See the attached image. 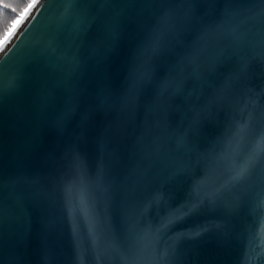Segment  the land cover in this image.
<instances>
[{
	"label": "water",
	"instance_id": "water-1",
	"mask_svg": "<svg viewBox=\"0 0 264 264\" xmlns=\"http://www.w3.org/2000/svg\"><path fill=\"white\" fill-rule=\"evenodd\" d=\"M262 12L261 0H51L48 10L38 0L0 49V264H153L157 255L168 264H264V193L254 180L221 205L166 221L206 173L226 182L264 153ZM121 16L133 27L101 62L99 25ZM157 26L164 48L153 79L129 98L142 31ZM233 34L255 44L243 65L219 55ZM77 157L92 180L83 192L75 186L83 203L70 221L54 181L76 172ZM255 179L264 188V166ZM143 198L144 236L129 250L115 237Z\"/></svg>",
	"mask_w": 264,
	"mask_h": 264
},
{
	"label": "snow or ice",
	"instance_id": "snow-or-ice-1",
	"mask_svg": "<svg viewBox=\"0 0 264 264\" xmlns=\"http://www.w3.org/2000/svg\"><path fill=\"white\" fill-rule=\"evenodd\" d=\"M51 4V0H45V10H48ZM264 4V0H261V5ZM8 0H0V15L3 14L4 9L9 8ZM15 11V9H13ZM261 18H264V12L261 13ZM125 27H133L132 24H129L128 20L121 16L110 26L99 25V31L97 33L98 46L96 49L97 59L103 62V56L107 53L109 49L115 48L121 39L122 29ZM214 26H210L211 28ZM143 39L140 42V46L137 49L138 61L134 62L132 70L130 72V85L128 88L127 96L131 98L138 89H143L147 86H150V82L153 79L151 66L156 58L163 51L164 44L162 36L159 34L158 26L147 28L145 27L142 31ZM260 36V34H259ZM260 55L264 58V42L259 41ZM17 50L12 52V57L14 58L19 54V45L16 46ZM255 44L251 41H246L241 37L233 34L232 42L226 46L221 52L220 56L234 55L241 58V63L243 65L244 61L247 59L249 54L254 52ZM83 70L82 61L78 55L77 57V69L74 76V86L72 90L75 93H79L80 82L76 80V76ZM230 86V82L225 84V89ZM106 91V90H105ZM198 126V120H194L193 127ZM180 142L187 145L190 149L192 145L190 141L181 136ZM219 146V142L209 146L208 151L204 154L205 159L213 160L215 157L216 149ZM73 165L76 168L74 173H65L63 179L61 180L59 176L54 181L55 191H61V185H64L62 192V199L58 200V203L62 205V208L67 211L68 218L71 221L73 214L80 210L82 207V201L77 203L74 199L72 193L75 186L78 184L80 190L83 192L87 189L92 178L84 172V166L80 162V158L77 157L73 161ZM264 166V153L257 154L253 160H251L244 167H233L229 172V178L226 182L220 181H210L211 172L206 173L204 180L198 181L195 183L192 195L188 197V202L181 205L178 208H173L169 206L168 212L169 215L166 218L168 224L175 221L182 220L185 216L192 213L199 205L207 204L209 206H218L221 205L224 201V197L228 192L233 191L238 188L240 185L254 180L255 184L260 188L261 192L264 193V188H261L256 182V173L258 169ZM181 170L185 173L187 169H183L182 165L177 166V172L175 174L176 178L181 177ZM63 172V167L61 168ZM71 175L72 182L68 183L69 176ZM208 183V188L206 191H202V185ZM142 200H137L133 205L134 211L129 212L127 209L124 211L122 216V230L116 235V239L123 244L124 247L129 250H135L138 245L141 243L144 236L143 225L145 223V218L142 214L139 213ZM14 206L19 207V204L16 203ZM3 208L0 206V211ZM139 216V218H137ZM164 224V221H162ZM165 226H167L165 224ZM153 264H168L165 257L157 255L154 258Z\"/></svg>",
	"mask_w": 264,
	"mask_h": 264
},
{
	"label": "rangeland",
	"instance_id": "rangeland-1",
	"mask_svg": "<svg viewBox=\"0 0 264 264\" xmlns=\"http://www.w3.org/2000/svg\"><path fill=\"white\" fill-rule=\"evenodd\" d=\"M38 0H24V3L19 7L16 17L11 19L9 23L5 26V30L2 31L0 36V49L7 43L10 37L14 34L16 29L25 19L26 15L29 13L31 8Z\"/></svg>",
	"mask_w": 264,
	"mask_h": 264
},
{
	"label": "trees",
	"instance_id": "trees-1",
	"mask_svg": "<svg viewBox=\"0 0 264 264\" xmlns=\"http://www.w3.org/2000/svg\"><path fill=\"white\" fill-rule=\"evenodd\" d=\"M10 7L4 9L3 14L0 15V36L2 31L5 30V26L9 23L11 19L16 17L19 7L24 3V0H8ZM15 9V11H13Z\"/></svg>",
	"mask_w": 264,
	"mask_h": 264
}]
</instances>
